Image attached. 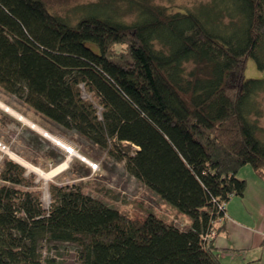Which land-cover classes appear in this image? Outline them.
I'll return each mask as SVG.
<instances>
[{
	"label": "trees",
	"instance_id": "16d2710c",
	"mask_svg": "<svg viewBox=\"0 0 264 264\" xmlns=\"http://www.w3.org/2000/svg\"><path fill=\"white\" fill-rule=\"evenodd\" d=\"M136 2L140 18L129 25L113 17L112 2L84 6L71 24L43 0H0V86L52 125L125 159L191 226L142 203L109 206L82 182L51 183L46 208L37 176L6 159L0 264H56L43 251L62 242L77 244L80 264H225L222 253L233 250L205 236L218 235L228 202L245 196L241 167L251 164L264 180V139L248 113L264 79L246 77L252 59L264 69V0L184 12ZM24 138L47 147L33 130Z\"/></svg>",
	"mask_w": 264,
	"mask_h": 264
},
{
	"label": "rangeland",
	"instance_id": "374dc122",
	"mask_svg": "<svg viewBox=\"0 0 264 264\" xmlns=\"http://www.w3.org/2000/svg\"><path fill=\"white\" fill-rule=\"evenodd\" d=\"M51 12L61 15L76 24L77 21L85 14L84 6L96 2H112L113 7L111 14L117 20L133 25L140 18V8L136 0H43ZM158 7H166L170 12L187 11V10H210L207 4L217 3L220 0H149ZM224 1L220 2L222 6ZM228 21L229 18H226ZM95 48L96 45L91 43ZM195 64L189 63L187 70H191ZM246 77L264 79V69H260L255 59L250 60L246 66ZM1 87V86H0ZM2 88V87H1ZM1 90V89H0ZM0 99L8 101V105L19 113L25 115L39 126L44 128L57 137L61 143H56L42 132L36 130L31 125L19 119L11 112L0 109V141L25 160L33 164L35 167L49 172L58 165L66 161L64 149L60 146L63 142L75 146L81 154L86 156L92 162L100 163V170L94 172L90 164L76 158L70 162L69 167L60 174L48 180L41 177L35 170H29L28 174L34 173L36 181L41 184L43 192V201L46 208L51 206L50 184H72L83 183L84 191L103 200L109 206L122 209L129 208L133 210L132 203H142L149 206L157 213H161L164 217L177 224L179 227L186 229L189 227V218L180 213L179 210L165 201L158 193L148 187L143 181L132 175L126 166L125 159H118L111 155L105 148H102L79 134L67 131L52 125L41 114L37 113L32 107L26 104L16 95L4 92L2 89ZM6 93V95H5ZM4 95V96H3ZM85 97L89 95L85 93ZM249 116L254 119L258 125V134L264 139V90L256 93L251 98L248 110ZM33 130L43 138H45L46 148L40 149L33 145H29L25 141L24 135L26 130ZM60 144V145H58ZM48 150H53L57 154L64 156L61 162L57 159H50L46 156ZM4 154V160L14 159L9 153ZM4 163V161H3ZM21 164V163H20ZM53 165V166H52ZM24 166V165H23ZM238 176L244 178L248 182L245 196L232 197L229 202L235 204L241 216L236 221L248 225L252 230L259 231L264 234V180L260 179L254 167L247 164L240 168ZM257 206V208H256ZM251 213V214H250ZM253 223L248 224V222ZM230 222V221H229ZM264 239L262 244L252 251V255H264ZM250 255L251 257H253ZM43 259L48 261L55 260L56 264H80L79 248L75 243L62 242L54 245H48L43 251ZM264 264V260L263 263Z\"/></svg>",
	"mask_w": 264,
	"mask_h": 264
},
{
	"label": "crops",
	"instance_id": "0c3cea01",
	"mask_svg": "<svg viewBox=\"0 0 264 264\" xmlns=\"http://www.w3.org/2000/svg\"><path fill=\"white\" fill-rule=\"evenodd\" d=\"M0 89V94H3V88L0 87ZM3 91L6 92L4 89ZM0 100L8 105V101H4L2 99ZM1 109L5 110L6 112H10L7 111L4 107H1ZM227 208L228 219L225 221L226 226L214 238L215 245L217 247L233 248L232 251L222 253L223 262L225 264H262L264 255L254 256L251 253L255 248H258L262 244L264 234L254 229L252 230L250 227H248V225L236 221V218L241 215L238 212L237 207H235V204L228 202ZM187 223L190 227V220H188ZM251 223H253L252 220L251 222H248V224ZM250 255H252L253 257H251Z\"/></svg>",
	"mask_w": 264,
	"mask_h": 264
},
{
	"label": "bare ground",
	"instance_id": "6f19581e",
	"mask_svg": "<svg viewBox=\"0 0 264 264\" xmlns=\"http://www.w3.org/2000/svg\"><path fill=\"white\" fill-rule=\"evenodd\" d=\"M0 106L4 107L5 109H9L12 114L17 116L22 121L26 122L27 124L33 126L36 130L42 132L43 134H46L50 139L55 141L56 143H61L60 140L57 139L56 136L51 134L50 132L46 131L44 128L39 126L37 123L26 117L25 115L19 113L14 108L10 107L9 105L5 104L3 101L0 100ZM6 152H8L14 159H16L18 162L23 164L24 166L28 167L29 170H35L37 171L41 177L45 178V180H48L52 177H55L56 175L60 174L62 171L66 170L69 167L70 161H65L62 164L58 165L56 168L49 172H45L40 168L35 167L33 164L25 160L23 157L19 156L15 152L10 151L8 148L1 146Z\"/></svg>",
	"mask_w": 264,
	"mask_h": 264
},
{
	"label": "built area",
	"instance_id": "2783aa9c",
	"mask_svg": "<svg viewBox=\"0 0 264 264\" xmlns=\"http://www.w3.org/2000/svg\"><path fill=\"white\" fill-rule=\"evenodd\" d=\"M58 145H60V144H58ZM1 146L6 147V145L0 141V150H3L5 153H8ZM60 146L64 149L65 156H66L65 157L66 158V161L72 162L74 159L79 158V159H81V160L89 163L94 172L100 170V167H101L100 163L92 162V161L88 160V158H86V156H84L83 154H81L80 151L75 146H73L72 144L63 142L62 145H60ZM6 148H8V147H6ZM8 149H10V148H8ZM3 161H4V154H2L0 152V170H1V166H2ZM225 206L226 205L223 204L222 208H225ZM216 235L217 234L215 233V231H212L211 233H209V234H207L205 236V239L215 238Z\"/></svg>",
	"mask_w": 264,
	"mask_h": 264
},
{
	"label": "water",
	"instance_id": "95a60500",
	"mask_svg": "<svg viewBox=\"0 0 264 264\" xmlns=\"http://www.w3.org/2000/svg\"><path fill=\"white\" fill-rule=\"evenodd\" d=\"M7 111H10L9 109H6ZM33 127V126H32ZM34 128V127H33ZM18 162V161H17ZM20 163V162H19ZM23 165V164H22Z\"/></svg>",
	"mask_w": 264,
	"mask_h": 264
}]
</instances>
